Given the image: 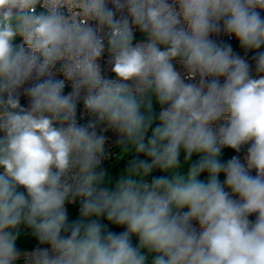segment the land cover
Here are the masks:
<instances>
[{
    "label": "clouds",
    "instance_id": "1",
    "mask_svg": "<svg viewBox=\"0 0 264 264\" xmlns=\"http://www.w3.org/2000/svg\"><path fill=\"white\" fill-rule=\"evenodd\" d=\"M0 264H264V0H0Z\"/></svg>",
    "mask_w": 264,
    "mask_h": 264
},
{
    "label": "trees",
    "instance_id": "2",
    "mask_svg": "<svg viewBox=\"0 0 264 264\" xmlns=\"http://www.w3.org/2000/svg\"><path fill=\"white\" fill-rule=\"evenodd\" d=\"M228 153H229L228 150H226V151L224 152V158H225V159H226V156L228 155ZM74 214H75V209L72 208V207H70V215H74ZM117 231H119V230L117 229Z\"/></svg>",
    "mask_w": 264,
    "mask_h": 264
},
{
    "label": "rangeland",
    "instance_id": "3",
    "mask_svg": "<svg viewBox=\"0 0 264 264\" xmlns=\"http://www.w3.org/2000/svg\"><path fill=\"white\" fill-rule=\"evenodd\" d=\"M233 44H234V48H236V42H234ZM236 50H237V51H241V50H239L238 48H236ZM241 53H242V51H241ZM194 159H195V157H194ZM120 166H122V165L119 164V163L116 165V167H120ZM113 172H115V168H113ZM156 174L158 175L159 173H156ZM221 179H223L222 176H221Z\"/></svg>",
    "mask_w": 264,
    "mask_h": 264
},
{
    "label": "built area",
    "instance_id": "4",
    "mask_svg": "<svg viewBox=\"0 0 264 264\" xmlns=\"http://www.w3.org/2000/svg\"><path fill=\"white\" fill-rule=\"evenodd\" d=\"M234 43V42H233ZM242 54V53H241ZM109 135H111V134H109ZM226 151V150H225ZM229 151V153H228V155L226 156V159L227 158H230L232 155H234L235 153L234 152H232L231 150H228ZM241 155H243V153H241ZM222 178H223V175H222Z\"/></svg>",
    "mask_w": 264,
    "mask_h": 264
}]
</instances>
